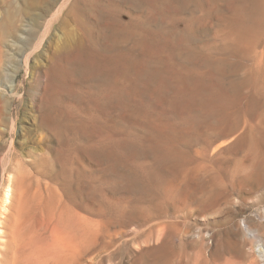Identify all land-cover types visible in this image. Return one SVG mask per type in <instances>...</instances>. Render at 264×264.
Listing matches in <instances>:
<instances>
[{"label": "rangeland", "instance_id": "rangeland-1", "mask_svg": "<svg viewBox=\"0 0 264 264\" xmlns=\"http://www.w3.org/2000/svg\"><path fill=\"white\" fill-rule=\"evenodd\" d=\"M260 1L0 0V202L21 180L0 264L256 260Z\"/></svg>", "mask_w": 264, "mask_h": 264}, {"label": "bare ground", "instance_id": "bare-ground-1", "mask_svg": "<svg viewBox=\"0 0 264 264\" xmlns=\"http://www.w3.org/2000/svg\"><path fill=\"white\" fill-rule=\"evenodd\" d=\"M260 7H264V0L260 1ZM10 17H8V20H10ZM8 23L7 22L6 25H4L2 27V31L3 33H5V35H8L9 33V28H8ZM260 30V29H259ZM242 41V40H241ZM248 46V45H247ZM74 53V52H73ZM73 56H71L72 58ZM76 58V57H74ZM73 58V59H74ZM70 59V55H60L59 60L60 61H69ZM78 60V59H77ZM73 62V61H72ZM68 63V62H67ZM69 64V63H68ZM67 68V65H66ZM255 111V110H254ZM256 112V111H255ZM254 113V112H253ZM252 115V114H251ZM190 123V122H189ZM250 127V126H249ZM251 129V128H250ZM166 130V129H165ZM259 130V129H258ZM216 131V130H214ZM257 130H255L256 132ZM264 132V131H263ZM216 133V132H215ZM250 136L253 135L251 133L250 130ZM255 134V133H254ZM257 134V133H256ZM206 135V134H205ZM201 136V135H200ZM208 136V135H207ZM254 136V135H253ZM158 137L161 139L166 140L167 143H173V140L175 137H177V135L175 133H168L167 131L164 130H159L158 131ZM245 137V136H244ZM203 138V137H202ZM243 138V137H242ZM250 138V137H249ZM257 138V137H256ZM206 139V138H205ZM244 139V138H243ZM142 140V139H141ZM243 143V142H242ZM246 144V143H245ZM254 144V143H252ZM253 146V145H252ZM171 147V146H170ZM170 147L168 148V151L170 154H173L174 156H177L181 162L182 165H186L185 163V156L183 157L181 154L180 155H175V152L173 151V149H170ZM259 148L257 149H250L248 151V158H247V167L249 168V175H247L248 179L250 181H252L253 186H256V188H258V192H259V196H258V200L259 201H264V134L262 135V138L260 140V146H258ZM248 148V147H247ZM228 149V150H227ZM224 149L220 152L221 155H225L226 153L230 152L231 148H227ZM242 151V148L240 149ZM246 150V149H245ZM233 151V150H232ZM207 152V151H206ZM240 152V151H239ZM209 153V152H208ZM206 153V154H208ZM231 153V152H230ZM178 154V153H177ZM242 154V153H241ZM188 157V155L186 156ZM212 157V156H211ZM220 157V156H219ZM244 158V157H243ZM213 159V158H212ZM243 161V160H242ZM242 163V162H241ZM180 164V163H179ZM238 165V164H237ZM236 165V167H237ZM186 167V166H185ZM197 168V167H196ZM239 168V166H238ZM256 168H258L259 170H256ZM184 169V168H183ZM194 169V168H193ZM236 169V168H235ZM246 168H244L245 171ZM192 170V169H191ZM203 170V169H202ZM247 171V170H246ZM245 171V172H246ZM179 173V172H178ZM197 173V172H196ZM223 173V172H222ZM229 173V172H228ZM181 174V171H180ZM193 174H195V171L193 172ZM192 174V172H187L185 175L186 179V184H189L191 182H194L193 178L194 175ZM239 174V173H238ZM19 173H10L9 177H8V183L7 186L5 188V193L3 194V199L0 202V234L3 232V228L1 227V224L5 223V221H7L9 219V216H11V213H9L11 210H13V207H15L16 204V198H17V192H18V186L19 183L21 184V180L18 177ZM213 175V174H212ZM237 175V174H236ZM241 175V174H240ZM243 175V173H242ZM256 175H258L257 177H255ZM233 176V175H231ZM196 177V176H195ZM200 177V176H199ZM214 177V176H213ZM243 177V176H242ZM183 178V177H182ZM198 178V177H196ZM212 178V177H211ZM252 178V179H251ZM183 179V180H184ZM232 179V178H231ZM234 179V178H233ZM246 179V178H245ZM20 181V182H19ZM216 182V181H215ZM219 182V181H218ZM224 182V181H223ZM224 184V183H223ZM220 185V184H219ZM222 187V185H221ZM224 187V186H223ZM20 188V187H19ZM190 188V187H189ZM163 189L166 191H182L183 188H180L176 185L175 182H166L163 186ZM162 189V190H163ZM163 190V191H164ZM184 190V189H183ZM225 191V190H224ZM186 192V191H185ZM189 193V192H188ZM234 193V192H233ZM178 194V193H177ZM226 194V193H225ZM173 195V194H172ZM179 195V194H178ZM182 195V192H181ZM180 195V197H182ZM213 198V197H212ZM257 200V202H258ZM188 202V201H187ZM204 202V200H203ZM10 204V206H8ZM206 204V203H205ZM208 204V203H207ZM209 205V204H208ZM211 207V206H210ZM8 212V213H7ZM12 212V211H11ZM258 212V211H256ZM9 214V215H8ZM2 216H5V220ZM14 217V216H13ZM259 223L264 224V208L261 212H258L256 214H254L253 216H249L246 220V228L248 231H250L252 237H259L260 235H258V231L256 230L255 225H258ZM12 226V224H11ZM253 226V227H251ZM241 233V232H240ZM249 233V234H250ZM15 236V231L12 234ZM248 237V236H247ZM254 239V238H253ZM261 239V238H260ZM260 242L255 246V247H251V250L253 251V256L256 258V260L252 263V264H264V239L259 240ZM250 249V248H249ZM66 250V249H65ZM68 250V249H67ZM71 250V249H70ZM0 254H2L1 250H0ZM64 257V256H63ZM62 257V258H63ZM169 257V256H168ZM224 258V257H223ZM68 259V257H67ZM254 259V258H253ZM259 260V261H258ZM253 261V260H252ZM251 261V262H252ZM79 262V261H78ZM176 264V263H175Z\"/></svg>", "mask_w": 264, "mask_h": 264}]
</instances>
